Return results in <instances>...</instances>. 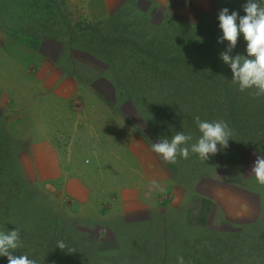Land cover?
I'll return each instance as SVG.
<instances>
[{"label": "rangeland", "instance_id": "rangeland-1", "mask_svg": "<svg viewBox=\"0 0 264 264\" xmlns=\"http://www.w3.org/2000/svg\"><path fill=\"white\" fill-rule=\"evenodd\" d=\"M89 2L0 0V48L20 64L31 61L32 66L27 64L30 66L27 68L33 71L35 79L38 67L44 64V68L53 67L76 80L83 93L78 97V106L74 107L87 108L85 98L95 103L103 114L105 111L98 106L101 104L109 121L132 131L139 142L141 140L165 164L171 187L157 195L159 204L153 208L131 207L116 214L105 212L104 206L100 209L94 203L86 210L79 209L64 200L55 188L35 181L26 160V141L8 125L4 107L0 106V144L7 145L10 151L2 166L6 169L0 170V230H4L6 224H17L21 229L30 227L45 233L58 230L53 235L62 234L65 238L71 234L67 245L73 243L85 254L90 242L100 254L95 256L97 262L105 264H176L178 255L183 256L187 264H264V208L258 200L261 192L264 201V184L258 183L250 172L256 157L264 152V126L259 125L262 119L252 120L258 125L247 123L246 133L243 130V134L238 133L234 139L231 135L232 140H239L235 146L210 155L219 159L229 152L222 162L218 160L221 165H215L207 176L198 180L187 177L184 173L189 167L175 168L151 148L160 135L151 118L152 98L158 101L154 95L165 96L167 89L161 87L160 95L154 77L149 75L148 64H136L134 57H127L129 53L114 56L104 48V54L96 56L102 53H97L100 42L95 30L114 36L124 31L122 33L128 37L142 35L148 39L165 26L168 36L177 39L182 29L176 26V21L182 25L211 24L217 16V0H190L188 19L153 0H125L115 12L95 19L89 15ZM83 28V32L79 31ZM184 46L187 51V45ZM124 74L131 76L132 81L122 82ZM116 78L120 85L111 87L107 81ZM164 82L170 85L174 81L166 76ZM182 92V96L175 94L168 99L170 105H154V111L167 107L165 120H168L170 116L180 115L182 109L193 108L211 98L200 80L194 82L189 94ZM254 93L255 89L245 93V100L252 98L262 104L264 95ZM200 97L204 102L200 103ZM213 97L210 99L215 100L213 110H219L218 105L222 104L217 113L222 116L224 100ZM242 98L239 95L237 100ZM104 100L113 105H107ZM249 126L253 127L247 129ZM188 128L193 129L189 125ZM255 130L257 132L253 133ZM253 134L262 135V140L252 143ZM84 157L89 162L84 166L91 168V155ZM6 170L14 183L6 181ZM98 172L105 176V172ZM16 189L18 193L13 197L11 192ZM11 209L22 213L13 214ZM21 214L23 219L19 218Z\"/></svg>", "mask_w": 264, "mask_h": 264}, {"label": "crops", "instance_id": "crops-1", "mask_svg": "<svg viewBox=\"0 0 264 264\" xmlns=\"http://www.w3.org/2000/svg\"><path fill=\"white\" fill-rule=\"evenodd\" d=\"M89 1V15L98 19L125 0ZM153 1L181 18L191 15L190 0ZM4 52L0 48V106L8 125L26 141V160L36 182L55 188L82 210L95 203L105 212L120 214L159 204L157 195L171 187L168 169L132 131L109 121L99 103L103 114L85 98L87 108L74 107L83 92L69 75L43 64L35 79L27 68L31 61L20 64ZM85 154L92 158L89 169Z\"/></svg>", "mask_w": 264, "mask_h": 264}, {"label": "trees", "instance_id": "trees-1", "mask_svg": "<svg viewBox=\"0 0 264 264\" xmlns=\"http://www.w3.org/2000/svg\"><path fill=\"white\" fill-rule=\"evenodd\" d=\"M217 2V13L221 8L227 7L230 11L237 10L239 14H243L241 5L244 3V0H217ZM176 22V26L182 29V34L179 35L177 39H172L168 36L167 33H169V31L164 30L165 26L160 27L158 33L148 39L142 35L137 38L128 37L122 33L124 31H121L119 32L121 34L114 36L103 31L95 30L100 42L97 43L98 46H100L97 53H102L101 55H96L98 58L104 54V48V51L108 49L114 56L129 53L127 57H134L137 61L136 64H148L149 75L154 77L160 95L163 93V90L160 89L161 87L167 89V94H165V96L154 95L155 98L157 97L158 101H155L152 98L150 112H152L151 118L154 121V127L157 132L160 133L158 137L171 139L176 131H182L190 133L192 135V140L189 143H194L196 138L200 135L196 122L194 121V116L197 115L202 120L222 119L226 121L233 132V139L238 133L243 134V130V132L246 133V124L249 122L253 124L252 120L262 119V123L259 125L262 127L263 124L264 126V101L262 104H259L256 103V101H253L252 98L245 100V93H248L253 89L250 88L240 91L237 85L231 81L230 69L219 58V53L225 50L227 42L217 43V37L220 35V30L217 27V19L215 18L213 22L208 25H182L179 21ZM98 24H101V22H98ZM87 29L90 30L89 28ZM79 31L83 32L84 28ZM184 34H186V38ZM244 43L242 37H238L236 47L232 50L230 55L235 54L236 52H243ZM184 45H187V51H185L186 49ZM112 59L113 57H110V60ZM166 76L171 78L174 82L170 85L165 84L164 81ZM146 80L148 79L146 78ZM198 80L202 81L203 89L206 93L211 94L210 99L214 98L213 96H217L219 99L221 98L224 100V109H222L224 114L222 116L217 114L220 113V107L222 104L218 105L219 110H213L216 109V105H213L215 104V100L207 98L204 102V98L202 99V97H200V103L204 102L203 104L193 105V108L189 107L186 110L182 109L180 115H175L173 117L170 116L168 120H165L167 107L160 108L159 111H154V105H170L168 99H171L175 94L182 96L183 90L186 94H189L194 82ZM131 81V76L124 74L122 82ZM107 82L110 83L111 87H114V84H116V87L120 85L117 78ZM239 95L243 96V98L237 100ZM104 101L109 106L113 105L111 102ZM193 103H195V101H193ZM171 107H174V105H171ZM184 111H186L185 115ZM258 115L260 118H258ZM188 125L193 127V129H189ZM253 125H258V122ZM252 127L253 126H249L247 129ZM256 132L257 131L255 130L253 133ZM253 136L254 140H252V143L253 141H260L264 135L256 136V134H253ZM238 141V139H235V141L231 139V141L228 142L231 146L228 145L227 149L235 146ZM1 144L0 170H5L6 168L4 169L2 166L5 165L10 155V151L7 145L1 146ZM252 147L256 148V146ZM227 153L225 156L219 157V159L216 156L214 158L209 156V159L206 161L200 159L197 154L191 152L186 159L181 158L177 154L176 161L171 163L175 168L189 167L184 175L186 174L187 177L191 176L198 180L207 176V174L210 173V169L213 170L215 165H221V162L225 159ZM261 156H264V152ZM218 160L221 162H218ZM214 161L215 164H213ZM212 164L213 166L211 168L210 166ZM4 173L7 175V182H15L9 171L6 170ZM11 193L14 197L15 194L18 193L17 189L13 190ZM258 194L260 196L258 199L260 201V206L264 208V201L262 199L263 194L261 192ZM11 211L13 214L22 213L21 211L14 213V210L12 209ZM19 218L23 219V215L21 214ZM14 227L20 229L21 241V246L14 250V254L17 256L26 254L29 258L34 259L36 264H58L59 262L60 264H105L99 260L97 262L95 256H99L100 254L96 251V248L92 247L90 242L89 249L85 254L79 252L73 243L67 245V241L71 234L65 238L66 236L62 234L53 235L54 231L58 230L52 229L53 231L51 230L49 233H45L41 232L40 229L36 231L35 228L30 227L27 229H21L17 224H6L4 230H11ZM263 234L262 231V235ZM262 235L260 237H263ZM52 236L54 237L52 238ZM58 241H63L66 248L60 249L56 247ZM89 257H91L92 260H90ZM0 264H7L5 257H0ZM113 264L119 263L113 262Z\"/></svg>", "mask_w": 264, "mask_h": 264}, {"label": "clouds", "instance_id": "clouds-1", "mask_svg": "<svg viewBox=\"0 0 264 264\" xmlns=\"http://www.w3.org/2000/svg\"><path fill=\"white\" fill-rule=\"evenodd\" d=\"M241 10L242 15L237 10L230 11L223 7L217 13V27L220 30L217 43L227 42L219 58L230 69L231 81L240 91L251 88L255 89L256 96H261L264 95V0H244ZM238 37H242L245 42L243 52L230 55ZM194 121L200 133L194 143H189L192 140L190 133L176 131L171 139L158 138L151 144L152 150L168 162H175L177 154L186 159L190 152L206 161L210 155L228 147L232 130L226 121L202 120L198 115L194 116ZM250 172L258 183L264 184V156L256 157ZM20 246L19 228L0 230V257H5L7 264H36L26 254H14V250ZM56 247L65 249L66 245L58 241ZM176 264L187 262L183 256L178 255Z\"/></svg>", "mask_w": 264, "mask_h": 264}]
</instances>
